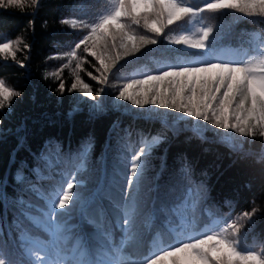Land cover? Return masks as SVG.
<instances>
[{
	"label": "snow or ice",
	"instance_id": "1",
	"mask_svg": "<svg viewBox=\"0 0 264 264\" xmlns=\"http://www.w3.org/2000/svg\"><path fill=\"white\" fill-rule=\"evenodd\" d=\"M108 4L106 10L93 13L90 0H81L71 5L69 15L60 20L61 24L82 32L69 51L48 57L66 60L63 68H70L72 72L73 82L67 89L61 79L63 68L45 74V78L52 76L60 80L57 87L60 94L78 92L93 101L91 115L103 114L105 103L97 97L109 95L105 86H109L113 70L121 61L136 56L149 46L161 45L160 38H163L170 45L183 46L166 51L182 52L183 55L175 61H166L155 73L149 72L122 83L114 99L145 110L136 115L162 118L163 112L157 110L181 114L172 117L171 124L163 121L164 127H171L174 134L186 130L176 127L178 122L184 120L188 127L187 122L194 120L203 122L190 125V131L196 137L204 139V133L211 126L227 133L220 139L233 148L236 147L233 133L253 139L264 138V36L252 34L254 55L246 53L245 59H226L222 55L224 50L216 47L219 33L213 35L216 30L205 24L202 15L205 12L238 13L242 17H257L264 21V0H206L199 7H194L188 0H108ZM42 6L43 0H0V9L25 12L28 8ZM29 24L34 25V20ZM174 25L181 31L176 34L166 32ZM26 52H31V45L23 38L0 41V60H11L25 68L28 66L25 62L30 59ZM86 64L98 75L87 71ZM85 71L101 87L94 91L80 75ZM19 96L21 92L0 78V110L11 109L13 98ZM79 110L74 107L69 115ZM124 132L131 136L128 129ZM139 135L141 146L127 160L120 201H113L121 213L117 224L123 235L118 243L113 239L111 228L105 225L104 210L90 212L98 193L85 195L88 153L92 147L89 138L72 170L61 171L59 179L51 172L41 175L37 167L32 170L36 173L33 181L23 170H18L15 182L20 185L22 195L15 201L19 210L15 228L19 233L22 258L14 259L7 246L0 243V264H264V247L257 251L241 245L242 221H252L259 208L243 211L235 218L206 210L208 222L203 227L189 215L190 210L207 199L208 189L203 182L192 179L188 163L181 168L185 186L176 203L159 210L153 207L148 213L143 211L145 172L153 149L167 137L163 132ZM47 149L48 145H45L37 159L46 161V166L51 169L53 165L45 155ZM41 180L53 183L44 187ZM28 194L42 204L26 199ZM6 197V185L0 179V198ZM226 203L232 207L231 201ZM75 213L88 224L95 225L94 236L83 231L72 232L68 221ZM158 213L166 217L164 226L175 239L165 243L158 231L150 253L134 259L125 249L142 239L141 218L144 230L150 231Z\"/></svg>",
	"mask_w": 264,
	"mask_h": 264
},
{
	"label": "trees",
	"instance_id": "2",
	"mask_svg": "<svg viewBox=\"0 0 264 264\" xmlns=\"http://www.w3.org/2000/svg\"><path fill=\"white\" fill-rule=\"evenodd\" d=\"M80 2L43 0L41 8H28L25 12L0 9V41L20 37L31 45V52L25 53L30 56L25 68L11 60H0V78L5 79L9 87L21 92V96L13 98L11 109L6 107L0 110V179L7 191V197L0 198V243L7 246V251L14 259L22 258L19 233L15 228L19 216L15 201L22 195L20 185L15 182L18 170H23L24 175L33 181L36 180V173L32 170L37 167L41 175L46 176L51 172L59 179L61 171L72 170L82 146L89 138L92 147L88 153L89 172L85 195L98 193L90 212L100 208L104 210L105 225L111 228L113 239L118 243L123 235L117 224L121 213L114 207L113 201H120L127 160L141 146L139 134L155 135L163 132L167 139L153 149L145 172L143 211L148 213L153 207L159 210L176 203L185 186L181 168L188 163L192 169V179L197 183L203 182L208 189L207 199L190 210L189 215L203 227L208 222L206 210L235 218L243 211L259 208L252 221H242L244 228L241 229V245L259 251L264 247V138L257 136L253 139L233 133L236 144L233 148L220 139L227 133L211 126L204 133V139L196 137L190 131V125L203 122L194 120L187 122L188 127L184 120L178 122L176 127L186 130L174 134L171 127H164L163 121L167 120L171 124V118L180 117L181 114L157 110L163 112L162 118L136 115L145 110L114 99L122 83L149 72L155 73L166 61H175L183 55L182 52L173 53L166 49L183 46L170 45L160 38L163 42L161 45L149 46L136 56L121 61L109 77V86H105L109 95L97 97L105 103V112L99 115H91L93 101L78 92L65 91L60 94L57 91L60 80L52 76L45 78L46 73L58 71L67 62L48 57L69 51L82 35L81 30L60 23L62 18L69 15L71 5ZM90 2L93 13L109 7L108 0ZM188 2L199 7L206 0ZM202 15L205 24L212 25L216 30L213 35L219 33L216 47L224 50V58L239 60L245 59L246 53L248 56L255 54L252 34L264 36V21L261 18L242 17L238 13L225 15L205 12ZM30 20H34V25L29 24ZM179 31L181 29L177 25L166 30L172 34ZM84 67L98 75L91 65L86 64ZM87 71L80 75L95 91L101 85L91 80ZM61 79L66 89L70 87L73 82L70 68H63ZM74 107L80 110L69 115ZM117 122L118 127L113 130ZM124 129H128L131 136H126ZM125 144L127 148L123 147ZM45 145H48L45 155L53 165L51 169L46 166V161L37 159L39 153L45 150ZM52 183L40 181L44 187ZM25 198L37 205L42 204L31 194ZM227 201L232 202L231 208ZM165 221L163 213H158L153 228L148 231L144 230L141 218L139 226L144 235L139 243L129 245L125 252L134 259L147 256L158 231L165 243L174 240V235L164 226ZM68 224L73 233L83 231L93 236L96 233L95 225L88 224L79 213H75Z\"/></svg>",
	"mask_w": 264,
	"mask_h": 264
}]
</instances>
